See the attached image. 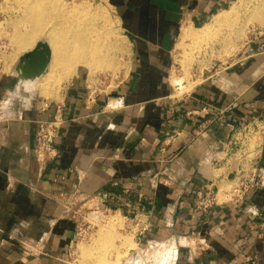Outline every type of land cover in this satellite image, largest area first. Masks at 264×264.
<instances>
[{
    "label": "crops",
    "instance_id": "1",
    "mask_svg": "<svg viewBox=\"0 0 264 264\" xmlns=\"http://www.w3.org/2000/svg\"><path fill=\"white\" fill-rule=\"evenodd\" d=\"M108 1L132 43L112 91L91 93L76 76L59 99L24 102L11 95L17 73L0 79V264H71L77 199L92 197L139 221V245L172 239L173 264H264V38L176 97L183 29L235 0ZM54 119L58 156L40 162L38 125ZM236 138L257 141L249 161L238 157ZM243 177L259 185L242 200L194 209L200 188L221 190Z\"/></svg>",
    "mask_w": 264,
    "mask_h": 264
},
{
    "label": "rangeland",
    "instance_id": "2",
    "mask_svg": "<svg viewBox=\"0 0 264 264\" xmlns=\"http://www.w3.org/2000/svg\"><path fill=\"white\" fill-rule=\"evenodd\" d=\"M17 1L1 0L0 5V79L17 73L19 82L15 89L11 91L13 98L20 95L24 102H29L36 95H39V99L44 102L59 99L67 84L76 76L88 82L91 93L105 90L112 91L122 80L127 70L132 43L123 25L118 8L108 0H56L59 5H65L66 3L72 6L87 2L95 8L90 16L96 17V25L108 31L116 45V49H112L110 53L114 58V65L111 70L101 68L97 64L92 66L88 63H66L63 66L55 67L53 56L51 73L54 71L57 77H55L56 82L52 85L54 84L53 90L56 89L57 94L55 92L51 98L45 96L43 82L46 77H42L45 73L36 76L35 82L25 88L21 83L25 76L21 77L20 75H25L24 72L26 71L22 66H19V63L22 61V57L35 50L38 43L43 42L44 39L39 37L29 49H22L21 52V49H18L19 51H17L18 46L12 40L16 30L13 23H16L22 15L19 6H17ZM235 3L240 7L236 17L224 26L217 25L208 30L207 37L200 40L186 39L184 31L188 30L191 32L192 37H196L201 29L213 25L214 18L222 11L211 17L206 23L186 26L187 29L185 28L182 31L175 53L172 77L174 75L184 76L188 85L185 87L187 90L184 88L185 91L183 89L175 93L176 97H182L184 94L189 93L196 85L209 80L232 62L239 60L242 56L243 46L249 40L254 37L264 38V25L262 27V23L256 17L257 14L264 13V0H235L231 7ZM29 80H32V78H29ZM255 145H257V141L246 139L238 157L241 160L247 158L249 161L253 156L252 151ZM238 183L222 186L221 201L223 200L224 191L232 190ZM97 203L94 197L77 199L76 205L80 211L76 214V218L80 235L77 237L71 252V264H102L101 252L108 256L106 258L109 260L108 264H148V262L149 264H157V262L158 264H173L179 253L178 245L174 241L170 242L172 239L157 246L153 244V247L151 245L143 247L137 243L140 227L136 225V222L133 223L127 220L119 211H107L105 207L99 208Z\"/></svg>",
    "mask_w": 264,
    "mask_h": 264
},
{
    "label": "bare ground",
    "instance_id": "3",
    "mask_svg": "<svg viewBox=\"0 0 264 264\" xmlns=\"http://www.w3.org/2000/svg\"><path fill=\"white\" fill-rule=\"evenodd\" d=\"M17 4L22 13L18 21L13 23L16 30L12 40L18 46L17 51H19L18 49H21L20 52L23 51L22 49H29L35 44V41L39 37L44 39L42 40L44 43H48L47 45L50 49V54L48 55V61L46 63H39L38 65L29 67L23 65L25 63L24 61L19 63V66H22L26 71H23L25 75H20L21 77L25 76V78L21 80V83L25 88L35 82L36 76L45 73V75L42 76L46 77L43 82L45 96L51 98L52 94H55V92L57 94V90H53L54 84L52 85V83L56 82L55 77H57L55 76L54 71L51 73L53 60L55 67L63 66L66 63H88L92 66L97 64L101 68L111 70L114 65V58L110 53L112 49H116V45L112 40L111 34L100 28L99 25H96V17L90 16L95 8H93V6L91 7L89 3L84 2L80 5L75 4L70 6L66 3L65 5H59L56 0H18ZM238 9H240V7L235 3L229 10L227 9L220 12L214 20L212 19L213 25L211 24L210 26L208 25V27L201 29L196 37H192L190 31H184L183 29L184 37L192 40H200L207 37L208 30L214 26H224L231 19L233 20L238 14ZM256 17L262 23L263 27L264 13L257 14ZM20 71L19 73H21ZM29 78H32V80H29ZM171 81L175 93L183 90L188 85L184 76L179 77L174 75ZM174 246L176 247V245ZM170 247L171 246L169 245V248ZM174 256H176L175 253ZM106 258H108V256L101 252L100 259L102 264L109 263V260Z\"/></svg>",
    "mask_w": 264,
    "mask_h": 264
},
{
    "label": "built area",
    "instance_id": "4",
    "mask_svg": "<svg viewBox=\"0 0 264 264\" xmlns=\"http://www.w3.org/2000/svg\"><path fill=\"white\" fill-rule=\"evenodd\" d=\"M60 121L54 119L53 121L40 122L36 132V156L40 162H49L58 156V150L55 147V140L59 133ZM240 142V144H239ZM239 144V152L244 147L243 138H236L232 144ZM259 185V181L256 178H242L237 186L230 191H224L223 200L221 201V190L218 188H200L197 191V197L194 201V209L197 212H208L214 206L227 203L230 201L242 200L250 190L256 188ZM107 211H111V208H105ZM136 225L139 226V221H136ZM148 225L141 227L142 231L148 229ZM80 229V228H79ZM78 229V235H80Z\"/></svg>",
    "mask_w": 264,
    "mask_h": 264
},
{
    "label": "water",
    "instance_id": "5",
    "mask_svg": "<svg viewBox=\"0 0 264 264\" xmlns=\"http://www.w3.org/2000/svg\"><path fill=\"white\" fill-rule=\"evenodd\" d=\"M50 54V49L47 44L44 42L38 43L35 50L28 53L25 57H22V61L25 63L23 64L25 67L35 66L39 63L43 64L48 61V55Z\"/></svg>",
    "mask_w": 264,
    "mask_h": 264
}]
</instances>
